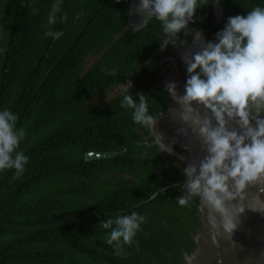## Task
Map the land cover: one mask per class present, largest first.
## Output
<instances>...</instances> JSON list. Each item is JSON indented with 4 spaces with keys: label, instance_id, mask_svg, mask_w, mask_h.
<instances>
[{
    "label": "trees",
    "instance_id": "obj_1",
    "mask_svg": "<svg viewBox=\"0 0 264 264\" xmlns=\"http://www.w3.org/2000/svg\"><path fill=\"white\" fill-rule=\"evenodd\" d=\"M56 2L0 0V111L18 116L16 127L25 136L17 151L28 157L23 172L0 170V264L151 262L144 256L182 264L190 226L183 220L189 214L200 222L198 209L178 203L183 195L178 187L165 189L184 178L182 170L164 158L154 140L141 142L147 126L133 121L132 109L121 107L128 80L129 93L138 102L136 94L143 92L154 118L170 107V95L148 63L158 41L150 38L161 36L162 26L153 19L138 33L125 31L126 0H60L56 23L49 24ZM198 2L210 24L212 0ZM220 2L225 18L210 40L229 16L264 7V0ZM49 31L63 35L53 39L45 35ZM90 57L95 59L88 67ZM106 151L118 154L86 160L88 152ZM112 170L130 171L138 181L122 185L104 176ZM112 182L118 187L111 188ZM132 212L144 223L117 255L101 222ZM52 245L70 250L58 252ZM66 255L71 262H61ZM81 258L87 262H77Z\"/></svg>",
    "mask_w": 264,
    "mask_h": 264
},
{
    "label": "clouds",
    "instance_id": "obj_2",
    "mask_svg": "<svg viewBox=\"0 0 264 264\" xmlns=\"http://www.w3.org/2000/svg\"><path fill=\"white\" fill-rule=\"evenodd\" d=\"M199 8L198 0H138L134 11L141 25L153 18L160 22L162 51L169 45L179 50L176 45L182 33L192 37V47L181 53L187 73L184 92L178 91L175 82H166L164 88L178 106L171 111L178 110L180 121L187 126L179 128L177 135H187L190 129L200 138L206 155L198 165L184 168L186 194L176 199L185 206L198 195L209 209L212 227L232 234L237 228L232 209L240 214L245 208L238 202L230 208L229 202L237 201L249 185L264 184V7L229 16L213 40H205L193 27ZM32 10L34 14L37 11ZM59 12L57 0L48 15L49 24L56 23ZM45 35L59 39L63 33L49 31ZM181 45L187 48L183 41ZM132 87L131 80L122 85L121 107L133 110L135 123L155 130L157 119L148 113L145 95L137 93V102L129 93ZM17 120L11 110L0 111V170L23 172L28 162V157L17 151L25 136L23 129H17ZM156 142L164 153L173 154L174 140L165 144L163 134L156 132ZM260 203L261 207L250 210L264 213V201ZM213 213L219 215V222ZM142 223L144 217L132 212L102 221L101 226L110 230L107 243L119 255L123 245H131ZM194 258H189V264Z\"/></svg>",
    "mask_w": 264,
    "mask_h": 264
},
{
    "label": "water",
    "instance_id": "obj_3",
    "mask_svg": "<svg viewBox=\"0 0 264 264\" xmlns=\"http://www.w3.org/2000/svg\"><path fill=\"white\" fill-rule=\"evenodd\" d=\"M129 1L131 4L130 9L132 10L129 12L128 25L125 31L132 30L133 32H138L147 23L141 25L140 16L134 11L138 0ZM212 6L214 23L216 26H219L225 18L223 5L220 0H213ZM202 33L205 39V34L204 32ZM191 47L192 44L188 45L187 48L176 50L174 57L181 59V53ZM186 78L187 74L179 72L178 69L173 73L170 71V73L164 74L165 83H177L180 93L184 92ZM175 107L178 106L171 98L170 107L159 115L155 130L150 129L151 134L156 137V132H160L163 134L165 144H170L174 140L175 143L173 145L188 152V155L185 157L178 156L183 162L184 168L187 164L198 165L199 161L206 155V152L202 150L200 138L193 135L190 129L187 135H177L179 128L187 126L183 125L180 121L178 110L175 113L171 111ZM117 154L115 151L90 153L87 155V159H105ZM184 184L185 180L183 181V190L186 193ZM261 189H264V184L249 185L245 192L237 198V201L229 202L230 208L231 204L237 202L245 208V212L240 214H237L235 209H232V214L236 216L235 222L237 223V228L232 234L225 233L222 228L214 229L212 227L209 222V209L201 203L198 195L195 196L199 199L197 209L200 222L207 230H201L194 235L197 249L194 254L186 255L185 261L187 264H189L190 257H195L191 260V264H264V213L250 210L254 207H261L260 202L264 201V191H261ZM213 215H216L217 222H219V215L215 213ZM213 236L216 238L215 243L213 242Z\"/></svg>",
    "mask_w": 264,
    "mask_h": 264
},
{
    "label": "flooded vegetation",
    "instance_id": "obj_4",
    "mask_svg": "<svg viewBox=\"0 0 264 264\" xmlns=\"http://www.w3.org/2000/svg\"><path fill=\"white\" fill-rule=\"evenodd\" d=\"M126 1H128L129 5L131 6L130 1L129 0H126ZM212 2H213V0H212ZM130 6H129V12H130ZM198 7H201V8H199L197 10V12H196V22L193 25V27H195L197 30H200V31L204 32L205 39L206 40H210V34L213 32L214 28H216V24L214 23V20L212 22L213 6H212V10H211L212 11V18H211V23L210 24L207 21V16H206L207 14H206L205 9L202 8V6L200 4H198ZM129 12H128V15H129ZM152 20L148 21L146 26L143 29H141L140 31H142L145 28H147L149 23ZM127 25H128V16H127ZM189 30H191V26H189ZM140 31H138V32H140ZM185 31H188V30H185ZM138 32H133V33H138ZM144 36H146V34H144ZM157 39H158V41L156 42L155 47H154L153 51L150 54V60H149L148 63H152L154 65L155 69L158 71L159 80L163 83V85H165V79H164V74L165 73H170V71H172V73H173V72L176 71V69H178L179 72H181L183 74H187V73H186L185 66H184L182 60L181 59H176L174 57V52L177 49H175L171 45H169L166 50H163V51L161 50L160 42L163 39V31L161 33V36H157V35H156V37L153 36V37L150 38V41L157 40ZM191 39H192V37L190 35L189 36H185L182 33L180 41H177L176 47L179 50L183 49V46L181 45V41H183V45H186V46L191 45ZM113 91H111V92H113ZM111 92H109V93H111ZM170 98H171V96H170ZM145 131H146V133L140 131V134L142 135L141 142L142 143H147V144H152V140H154V142H156V137H154L151 134L150 128L149 127H145ZM157 145L159 147L160 153L163 154V156H164V158L166 160H168L170 163L175 164L181 170L184 168V164H183V162L181 161V159L178 156H182V157L187 156L188 152L186 150H183L182 148H179L178 146L173 145V151L174 152H173V154L169 155L167 153H164L161 150V148H160L158 143H157ZM107 152H109V151H107ZM90 153H102V152H88V153H86V160L87 161H89L87 159V155L90 154ZM114 156H112V157H114ZM105 159H108V158H105ZM182 172H183V170H182ZM104 176L112 177V178L116 177V178H118L121 181L122 185L123 184L130 185L132 182H135V181L137 182L138 181V178L136 176H134V174L132 172H130V171L129 172L126 171V172L123 173L121 171L112 170V172L110 174L107 173V174H104ZM184 180H185V177L182 180L178 181V182L170 184L165 189H171V188H173L175 186L176 187L178 186V188L181 189V192L184 195V194H186V193H184V190H183V181ZM116 187H118V186L115 185L112 182L111 183V188L115 189ZM147 191H148L147 189H144L143 191L140 190V193L143 194V192L145 193ZM149 199H152V198H149ZM147 201L148 200L143 201V203H146ZM198 203H199V199L197 197H195V196H192L190 198L189 203L187 204V206H189V208L191 209V208H193V206L197 207ZM197 216L199 217V212H197ZM185 217H186V219L183 220V223H189L190 226H189V228H187L188 237L185 238V239H188V240H185V239L183 240V242L186 245V247H184V246L181 247L182 251H181V257L180 258L183 261L182 264H187V262L185 261L186 255L194 254L195 250L197 249V245H196V242H195V239H194V235H196V233H199L201 230L202 231L207 230L202 225L201 222H194V219L190 218L189 214H187ZM164 218H165V215L160 216L161 222L165 226L168 227L169 224ZM178 218H181V217L178 216ZM137 253H138V251H137ZM141 253H143V252L139 251L138 254H141ZM169 257L172 258V255H169ZM143 258H144L143 260H147V261L151 260V262L150 261L146 262V263L145 262H135V263H132V264H159V262H154V259H150L147 256H144Z\"/></svg>",
    "mask_w": 264,
    "mask_h": 264
},
{
    "label": "rangeland",
    "instance_id": "obj_5",
    "mask_svg": "<svg viewBox=\"0 0 264 264\" xmlns=\"http://www.w3.org/2000/svg\"><path fill=\"white\" fill-rule=\"evenodd\" d=\"M93 59H95L94 57H90V58H88V64H86L88 67L93 63ZM116 91L114 90L113 92H111V93H109V95H108V97H107V99L110 97V95L111 94H114ZM97 101H104V99L103 98H99ZM51 249L52 250H58V252L59 251H65V249H67V250H70L69 249V247H67V246H65V245H52V247H51ZM67 251H65L64 253H66ZM75 254V253H74ZM65 259H61V262H71L69 259H68V255H66L65 257H64ZM77 262H87V259H83V258H81V259H79ZM55 264V262H46V264ZM159 264H160V262H159ZM164 264V263H163Z\"/></svg>",
    "mask_w": 264,
    "mask_h": 264
}]
</instances>
